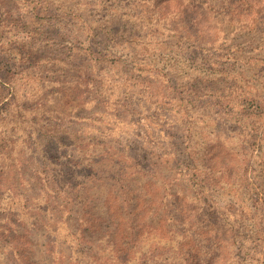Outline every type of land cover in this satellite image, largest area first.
Listing matches in <instances>:
<instances>
[{
  "label": "rangeland",
  "instance_id": "obj_1",
  "mask_svg": "<svg viewBox=\"0 0 264 264\" xmlns=\"http://www.w3.org/2000/svg\"><path fill=\"white\" fill-rule=\"evenodd\" d=\"M0 264H264V0H0Z\"/></svg>",
  "mask_w": 264,
  "mask_h": 264
}]
</instances>
